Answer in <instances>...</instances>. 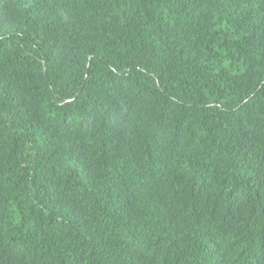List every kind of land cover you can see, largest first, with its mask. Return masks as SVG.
Here are the masks:
<instances>
[{"label": "trees", "instance_id": "16d2710c", "mask_svg": "<svg viewBox=\"0 0 264 264\" xmlns=\"http://www.w3.org/2000/svg\"><path fill=\"white\" fill-rule=\"evenodd\" d=\"M0 264H264V0H0Z\"/></svg>", "mask_w": 264, "mask_h": 264}]
</instances>
